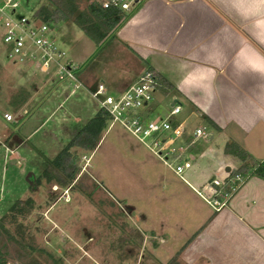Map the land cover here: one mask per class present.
Segmentation results:
<instances>
[{"label":"rangeland","instance_id":"374dc122","mask_svg":"<svg viewBox=\"0 0 264 264\" xmlns=\"http://www.w3.org/2000/svg\"><path fill=\"white\" fill-rule=\"evenodd\" d=\"M90 1L93 0H80L79 8ZM40 4L49 6L45 0H20L22 12L19 9L12 14L8 9L6 11L12 17L19 14L30 17L26 10L33 11ZM61 21L50 25L56 40L66 38L63 44L56 43L65 51L63 57L70 58L71 64L80 69L78 76L86 68L94 69V76L85 80L93 88L97 83L95 77L101 75L102 59L109 47L102 48L95 44L78 28L74 33L73 26L76 25L70 19ZM1 31L0 27V114L4 111L13 114L14 120L9 122L10 126L17 121L13 133L8 126L0 127L2 224L13 234L16 224L21 225L24 238H30L32 246L42 249L41 252L31 253L40 264H50L52 258L58 264H162L149 251L152 240L149 237V224H154L151 216L161 219V216H165L163 212H170L171 207L166 202L170 198L190 200L203 210H210V206L195 190L205 195L201 190L202 185L215 176L207 158L215 157L213 149L219 145L217 139H199L196 142L189 157L199 152H205V157H195L194 163L199 169L190 168L183 174L184 181L118 123L109 125L107 120L106 128L92 151L77 146L69 148L77 171L69 185L63 187L44 179L34 184L42 168V157L52 158L67 142L73 125L83 124L98 106L84 89H76L72 95H68L72 81H58L53 68L42 72L32 60L21 62L9 57V45L1 41ZM25 45L26 51L33 49L28 42ZM134 74H129L119 84L111 80L105 85L109 90L121 89L135 78ZM21 90L27 91L28 95L15 112L11 110L9 101L15 99ZM156 97L166 105L168 98L156 94L155 100ZM152 111L159 113L158 109ZM181 117L179 114L175 120L180 121ZM190 124H194V121ZM228 174L230 170L222 172V176ZM198 176L202 179L201 187L194 182ZM241 176L245 177L244 174ZM161 182L173 185L172 197L159 187ZM26 198L32 200L31 210L11 221L9 206L14 200ZM178 215L181 217V213ZM141 219L142 227L139 224ZM164 222H158V226L165 227ZM182 227L183 224L178 229ZM122 233L129 237L124 250L135 248L136 252H122L119 244ZM142 242L146 245L139 251L135 246ZM18 262L15 258H9L6 264Z\"/></svg>","mask_w":264,"mask_h":264},{"label":"crops","instance_id":"0c3cea01","mask_svg":"<svg viewBox=\"0 0 264 264\" xmlns=\"http://www.w3.org/2000/svg\"><path fill=\"white\" fill-rule=\"evenodd\" d=\"M122 14L123 20L99 44L110 38L102 46L109 48L96 82L107 84L114 80L119 84L129 74L135 73L136 78L143 70H152L158 82L149 108L164 113L175 100L181 106L180 120L187 130L198 125L207 128V140L219 142L213 149L215 157L207 158L214 175H222L241 164L236 157L223 153V145L228 141L245 150L249 164L262 160L264 3L261 0H143ZM77 28L73 26L74 33ZM54 37L56 40L55 34ZM65 39L56 42L63 44ZM94 72L86 68L77 76L90 88L85 80L92 78ZM135 78L121 89L110 90L120 91ZM156 94L168 98L166 105L157 97L155 100ZM202 115L217 129L211 128ZM2 126L10 125L0 116ZM16 126L11 128L12 133ZM204 153L192 155L190 168L198 171L195 157L203 158ZM244 175L227 205L216 211L211 207L209 211L203 210L190 200H166L171 211L163 212L165 216L161 219L152 215L154 224H149L152 239L149 251L155 259L166 263L177 253L181 264H264V179L248 171ZM200 177L194 179L198 186ZM159 187L172 197L173 185L161 182ZM162 220L165 227L158 226ZM142 222L141 219V227ZM178 223L184 227L178 229ZM125 233L119 237L122 252H136L135 248L124 250L129 242ZM144 245L142 242L135 247L140 251Z\"/></svg>","mask_w":264,"mask_h":264},{"label":"built area","instance_id":"2783aa9c","mask_svg":"<svg viewBox=\"0 0 264 264\" xmlns=\"http://www.w3.org/2000/svg\"><path fill=\"white\" fill-rule=\"evenodd\" d=\"M142 1L100 0V5L123 13L133 10ZM20 8V0H0L1 41L9 45L7 55L21 62L32 60L42 72L53 68L58 81H72L68 95H72L76 89L86 90L98 108L107 112L109 125L118 123L176 176L184 180L183 174L192 164L190 150L199 139L207 140L209 133L204 126L198 125L187 130L182 120L176 121L181 106L175 100L164 113H153L149 106L156 90L155 73L149 69L143 70L120 91L109 90L101 80L93 88H87L77 76L78 69L68 58L63 57L65 51L59 48L53 28L48 23L31 16L28 11L30 17L24 14L12 17L8 14V11L12 14ZM26 42L33 47L32 50L26 51ZM0 116L7 123L14 120L13 114L8 111L2 112ZM243 179L239 173L215 175L200 186L205 195L193 189L216 211L226 206Z\"/></svg>","mask_w":264,"mask_h":264},{"label":"trees","instance_id":"16d2710c","mask_svg":"<svg viewBox=\"0 0 264 264\" xmlns=\"http://www.w3.org/2000/svg\"><path fill=\"white\" fill-rule=\"evenodd\" d=\"M49 6L40 4L36 8L26 10L31 12V16L41 22L49 25L57 21L70 19L83 34H85L95 44H100L123 20V14L114 8H103L100 2L90 1L79 8L80 0H45ZM22 7L19 9L22 12ZM108 38L103 44H105ZM101 45V47L103 46ZM78 75V74H77ZM17 97L9 101L11 110L17 109L25 101L28 92L21 90ZM21 118V116H20ZM201 118L205 120L213 129H217L206 116ZM108 120L107 112L102 108H97L95 112L81 125H73L70 131V137L60 150L52 157H42V168L34 179V184H38L41 179L45 181H54L55 183L66 187L76 175V169L73 164V158L69 151L70 147L77 146L86 151H92L101 137L102 131L106 128ZM17 124V121L15 122ZM16 124L9 126L11 129ZM7 137L4 141H6ZM38 151V150H37ZM38 153H40L38 151ZM223 153L230 154L240 160L239 167L230 170V174H244L246 171L260 179H264V158L255 164H249L248 154L243 148L233 141H228L223 145ZM41 155V153H40ZM32 207V200H14L9 206V217L15 221L16 216H25ZM4 218V217H3ZM20 224H16V232L13 234L3 224L0 218V264H6L9 258H15L19 264H40L31 254L32 252H41L42 249L32 246L30 238H24L23 230ZM50 257V254H49ZM50 264H58L51 259ZM159 264V263H158ZM162 264H181L178 255L172 256L166 263Z\"/></svg>","mask_w":264,"mask_h":264},{"label":"clouds","instance_id":"9594fccd","mask_svg":"<svg viewBox=\"0 0 264 264\" xmlns=\"http://www.w3.org/2000/svg\"><path fill=\"white\" fill-rule=\"evenodd\" d=\"M262 3H264V0H261Z\"/></svg>","mask_w":264,"mask_h":264}]
</instances>
